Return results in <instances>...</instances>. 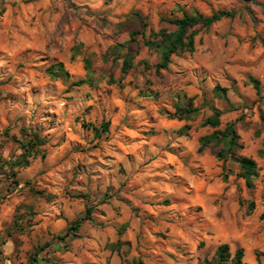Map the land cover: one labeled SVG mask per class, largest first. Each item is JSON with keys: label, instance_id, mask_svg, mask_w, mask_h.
Returning a JSON list of instances; mask_svg holds the SVG:
<instances>
[{"label": "rangeland", "instance_id": "374dc122", "mask_svg": "<svg viewBox=\"0 0 264 264\" xmlns=\"http://www.w3.org/2000/svg\"><path fill=\"white\" fill-rule=\"evenodd\" d=\"M178 6L238 14L199 29L196 50L161 72L155 50L131 44L125 74L115 46L130 18L173 28L160 18ZM88 60L94 80L73 85ZM58 62L69 77L50 74ZM188 103L199 111L175 115ZM211 106L257 162L253 187L221 146L201 147ZM104 121L96 135L89 123ZM35 132L46 156L13 166ZM221 243L264 264V0H0V264H201Z\"/></svg>", "mask_w": 264, "mask_h": 264}, {"label": "trees", "instance_id": "16d2710c", "mask_svg": "<svg viewBox=\"0 0 264 264\" xmlns=\"http://www.w3.org/2000/svg\"><path fill=\"white\" fill-rule=\"evenodd\" d=\"M173 12L181 13V15L173 16H161L160 21L170 24L161 25L157 29L148 24L146 16L142 15L140 12L134 13L130 18L134 29L130 31V40L125 43H119L115 46V50L122 54L123 50V64L122 70L127 74L133 67L135 54L133 52V43L137 46L145 45L149 49L155 50L159 56V61L156 63V69L158 72L166 70L172 61L173 55H178L183 52H194L196 50V36L199 29H208L212 24L220 21L223 18L230 17L233 18L238 14L235 9H220L213 11L210 15H205L197 9L191 11L178 6ZM132 44V45H131ZM87 74L86 78H81L72 82L73 85H83L90 83L94 80L91 62L87 61ZM49 72L53 77H69L70 73L66 69L63 62H58L49 68ZM251 82L260 91V81L254 77H251ZM216 91L219 94H224L226 92L224 87L220 85L216 86ZM213 113L206 119V123L213 127L215 130L207 135L201 137V147L204 148L214 143L221 146L217 153V157L221 160H228L233 158L237 161L239 168L241 170L240 176L244 178L245 183L248 187L254 186V178L258 175V165L257 162L248 156L238 155V150L242 148V143L240 142V136L235 127V124L230 122L222 129L218 127L221 124V115L223 111L216 106H211ZM199 111L198 107L193 106L192 103H188L187 106L177 107L175 115L179 118H189L194 113ZM90 128L94 131L96 135H101L109 130V122H102L101 127L89 123ZM45 139L40 136L39 133H32L31 137L26 141H21L22 153L21 155L11 161L13 166L26 167L30 164V160L33 157L41 155L46 156V151L44 150ZM228 176L225 175V179ZM253 208V202L250 204V209ZM92 208L87 209L85 217L78 218L74 220L67 228L66 233L59 235L60 239L65 240L67 237H75L77 230H79L86 219H93L91 215ZM244 257V249L238 248L235 255L232 256L230 245L228 243H221L214 255L211 258H205L201 264H228L233 262L234 264H241ZM33 262H38V253L32 257ZM31 262V264H33ZM144 264V263H140Z\"/></svg>", "mask_w": 264, "mask_h": 264}]
</instances>
